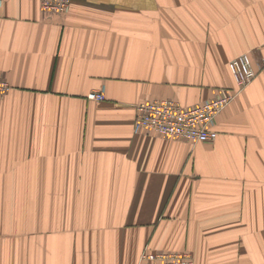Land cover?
I'll list each match as a JSON object with an SVG mask.
<instances>
[{"label": "crops", "instance_id": "crops-1", "mask_svg": "<svg viewBox=\"0 0 264 264\" xmlns=\"http://www.w3.org/2000/svg\"><path fill=\"white\" fill-rule=\"evenodd\" d=\"M264 60V0H38L0 7V264H264V69L213 143L136 133V107H191ZM104 90V101L89 99Z\"/></svg>", "mask_w": 264, "mask_h": 264}, {"label": "built area", "instance_id": "built-area-1", "mask_svg": "<svg viewBox=\"0 0 264 264\" xmlns=\"http://www.w3.org/2000/svg\"><path fill=\"white\" fill-rule=\"evenodd\" d=\"M5 0H0V7ZM45 16L67 14L73 0H38ZM229 69L235 81L237 91L221 92L215 98L191 107H184L174 100H156L139 104L135 121L136 133H151L157 136L185 140L192 144L213 143L218 138L215 130L219 115L246 89L264 69V60L255 65L250 54H242L229 63ZM12 87L0 73V97L10 93ZM89 99L104 101V90L92 93ZM139 264H195L192 254L153 253L146 250Z\"/></svg>", "mask_w": 264, "mask_h": 264}]
</instances>
